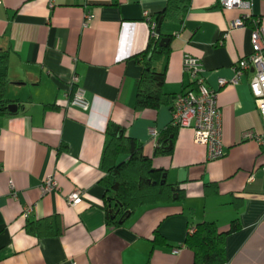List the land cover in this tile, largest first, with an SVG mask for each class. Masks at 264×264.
Masks as SVG:
<instances>
[{
    "label": "crops",
    "instance_id": "0c3cea01",
    "mask_svg": "<svg viewBox=\"0 0 264 264\" xmlns=\"http://www.w3.org/2000/svg\"><path fill=\"white\" fill-rule=\"evenodd\" d=\"M165 5L0 0V51L9 56L5 97L17 106L0 117V264H193L184 244L189 230L212 222L226 232L235 221L238 229L224 238L225 264H264V148L243 138L249 129L262 131L252 74L218 84L231 80L235 62L251 53L253 26L232 28L245 12L222 10L217 0H191L182 24L161 21L160 34L172 36L169 53L152 62L164 74L163 92L173 102L189 88L182 57L199 59L206 85L218 94L224 156L208 161L189 128L174 130L169 154H155L172 103L135 110L143 70L136 58L151 37L143 12L153 18ZM251 13L264 27V0H251ZM74 75L87 111L67 104ZM109 125L141 145L181 199L141 206L122 225H107L101 159ZM47 176L57 186L43 193ZM76 189L83 196L70 206L66 196ZM43 219L51 220L53 234L27 231V223ZM156 234L165 244L153 243Z\"/></svg>",
    "mask_w": 264,
    "mask_h": 264
},
{
    "label": "trees",
    "instance_id": "16d2710c",
    "mask_svg": "<svg viewBox=\"0 0 264 264\" xmlns=\"http://www.w3.org/2000/svg\"><path fill=\"white\" fill-rule=\"evenodd\" d=\"M191 0H166L164 9L153 18L159 21H172L182 24L187 16ZM218 6V5H217ZM170 35L157 34L150 37L147 48L137 56L142 63V74L137 83L135 110H157L162 105L172 103V96L163 92L164 74L152 68V62L169 53V45L161 46L160 40L171 39ZM8 52L0 51V117L9 114L7 106L12 101L5 97L9 83L6 69ZM176 128L171 124L162 135L155 148V154H169L172 151V140ZM109 140L102 153L101 164L105 176L101 184L105 189L104 207L106 223L119 226L129 219L132 213L141 206L170 203L181 199L182 192L165 182L164 172L156 169L151 159L141 152V145L124 135L121 127H107ZM27 231L37 236L53 234L50 219L36 223H27ZM238 229L233 222L226 232H219L212 222L197 224L187 233L184 244L193 253V264H225L224 238L227 233ZM155 244H165L164 239L156 234Z\"/></svg>",
    "mask_w": 264,
    "mask_h": 264
},
{
    "label": "built area",
    "instance_id": "2783aa9c",
    "mask_svg": "<svg viewBox=\"0 0 264 264\" xmlns=\"http://www.w3.org/2000/svg\"><path fill=\"white\" fill-rule=\"evenodd\" d=\"M222 10H243L245 13L232 21L231 27H244L247 24L253 26L250 32L251 53L241 57L233 67V78L231 80L219 79V86L227 83L237 84L248 72H251L249 89L253 97L257 111L261 117L262 131L249 129L243 134L246 140H252L258 146L264 148V27L260 20L251 13V0H217ZM50 6H52L50 2ZM89 17L86 13L85 18ZM143 19L150 30L151 37H157V22L148 12H143ZM182 71L191 80V85L174 97L171 105V125L175 128H189L193 132V141L197 145L206 148L208 161L219 160L224 156L222 143L221 111L217 104V91L209 88L205 83L204 71L198 58L189 54L182 57ZM73 88L72 95L68 101L69 106L79 107L87 111L89 104L85 99L84 90L79 86L76 75L71 78ZM264 170V167L262 168ZM57 186L52 176H47L42 183L43 193L55 189ZM16 198L14 192L11 193ZM83 196V190L76 189L66 196V202L74 206ZM31 208L23 212L27 217ZM192 229L189 230L191 232Z\"/></svg>",
    "mask_w": 264,
    "mask_h": 264
},
{
    "label": "water",
    "instance_id": "95a60500",
    "mask_svg": "<svg viewBox=\"0 0 264 264\" xmlns=\"http://www.w3.org/2000/svg\"><path fill=\"white\" fill-rule=\"evenodd\" d=\"M160 26H161V21H159V23H158V25H157V29H156L157 34L160 33ZM167 43H168V39H167V38H162V39L160 40V45H161V46H166ZM6 109H7V111H8L9 113H15V112L17 111V106H16L15 104L11 103V104H9V105L7 106Z\"/></svg>",
    "mask_w": 264,
    "mask_h": 264
}]
</instances>
